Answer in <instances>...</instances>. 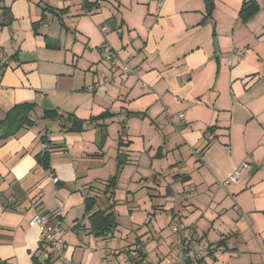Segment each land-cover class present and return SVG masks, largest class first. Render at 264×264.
Instances as JSON below:
<instances>
[{
    "label": "crops",
    "instance_id": "crops-1",
    "mask_svg": "<svg viewBox=\"0 0 264 264\" xmlns=\"http://www.w3.org/2000/svg\"><path fill=\"white\" fill-rule=\"evenodd\" d=\"M244 1L0 0V120L17 103L36 105L34 126L0 140V264H33L35 257L61 264L30 224L39 211L65 228L71 264H124L134 250L146 256L142 264L164 262L176 250V235L159 230L158 213L194 239L223 240L217 255L193 264H264V0L247 23L239 14ZM105 42L140 73L117 71L114 83H104L111 72ZM239 47L244 58L228 64ZM3 56L9 65L2 66ZM52 109L82 119L115 113L104 121L111 134L105 141L94 124L66 131L60 118L43 117ZM123 125L129 143L119 150L114 132ZM111 148L138 167L132 156L139 152L149 154L151 168L181 151L195 162L190 172H177L185 162L180 155L164 165L168 175L161 167L135 172L125 199L115 196V209L132 202L123 210L128 222L97 236L84 201L90 186L99 187ZM45 149L52 152L49 169L36 158ZM245 162V179L219 185ZM152 183L162 191L157 205ZM135 196L149 197L146 214ZM101 197L95 211L108 206Z\"/></svg>",
    "mask_w": 264,
    "mask_h": 264
},
{
    "label": "trees",
    "instance_id": "trees-1",
    "mask_svg": "<svg viewBox=\"0 0 264 264\" xmlns=\"http://www.w3.org/2000/svg\"><path fill=\"white\" fill-rule=\"evenodd\" d=\"M261 5L257 0H245L242 4V7L240 9V17L243 21V23L249 22L255 15H257L261 11ZM50 9V8H49ZM53 13L60 14V10L52 9ZM113 51L118 54L114 49ZM101 52L103 55V59L106 60L104 51L101 47ZM119 55V54H118ZM120 56V55H119ZM121 57V56H120ZM122 58V57H121ZM122 59H128V58H122ZM107 61V60H106ZM108 62V61H107ZM109 63V62H108ZM131 63V62H130ZM132 64V63H131ZM110 65L111 72H119L120 70L117 68H114ZM133 65V64H132ZM109 73V74H110ZM120 75H122L120 73ZM126 76V75H124ZM130 76V75H127ZM115 81V78H114ZM113 81V83H114ZM35 103L32 102H22L15 104L6 114V116L0 120V140H5L10 137L15 136L20 130L28 127H32L35 125V119H33L31 113L35 109ZM132 113L129 112V115ZM138 114V113H137ZM115 113H112L110 111H105L102 114L98 116H93L89 120H85L82 118H79L75 116L72 113H65V112H59V110L52 109L47 110L44 113V118H60L63 121V129H66V131H72V132H82L86 129L87 124L92 123L93 121L99 120V119H105L114 116ZM143 115V114H142ZM123 127H125L123 125ZM214 127H211L210 129H214ZM124 134H125V128H124ZM104 135V134H103ZM123 134L120 135V141H119V150L124 145H128L129 142L125 143L123 142ZM41 140L43 142L47 143V140L45 137H41ZM103 141V140H102ZM102 144V143H101ZM36 158L38 159L39 163L46 168L49 169L51 167V158H52V152L49 149L42 150L38 154H36ZM118 158V167H117V173L110 177L107 181V184L105 186L104 192L98 191V188L95 186H90L89 193L85 197V215H89L90 221H91V231L96 234L97 236H103L112 233L119 227V221H118V214L116 212V200H115V190L118 186V174L121 169V167L126 164L128 159V154L126 152H120L117 156ZM106 197L108 200V206L105 208H98V210L95 211L96 207H99L100 203V197L103 196ZM102 199V197H101ZM49 213V212H47ZM51 215V214H50ZM52 216V215H51ZM54 217V216H52ZM56 219V218H55ZM184 231V229H183ZM41 233V232H40ZM191 234V233H190ZM194 240V235L191 236ZM192 240V242H194ZM200 241V240H197ZM207 242V241H206ZM211 246L221 249V246L223 245V240L218 243H210ZM41 246H47L41 244ZM49 247V246H48ZM132 255L130 257V260H127L134 264H142L145 261V255L142 252H137V250H134L132 252ZM49 256L53 259L57 260L51 253L49 249ZM59 261V260H57ZM201 260H199L200 262ZM60 262V261H59ZM198 262V261H197ZM196 262V263H197ZM61 263V262H60ZM33 264H51L50 259H48L46 262H42L39 257H35V261ZM187 264H193L192 261H188Z\"/></svg>",
    "mask_w": 264,
    "mask_h": 264
},
{
    "label": "built area",
    "instance_id": "built-area-1",
    "mask_svg": "<svg viewBox=\"0 0 264 264\" xmlns=\"http://www.w3.org/2000/svg\"><path fill=\"white\" fill-rule=\"evenodd\" d=\"M159 1V6L162 4V0ZM106 32V30H104ZM102 49L105 54L106 60L111 64L112 67L120 70L122 75H135L140 73V65H132L131 57L128 59H122L117 53L113 51V48L107 43H103ZM245 48H236L231 55L228 57V64L232 65L234 58H244ZM9 65V59L7 56L2 57V66ZM2 75L0 74V80ZM115 74L112 72L103 78L104 83H113ZM95 86L90 85L89 89L94 90ZM183 117V114H180ZM250 166L248 163H243L239 166L236 171L228 176L225 180L220 181V186L225 187L229 184L239 183L242 175L249 170ZM31 225L38 226L41 232V244L49 246L50 253L61 262V264H71V259L65 252V234L66 230L61 225L59 220L57 221L49 213L44 211L37 212L30 220ZM174 232L178 233V238L175 240V252L169 257L168 260L162 264H186L189 260L197 262L203 258L204 255H217L219 249L211 246L206 241H194L192 234L184 230L179 221H175L172 224ZM192 240L194 242H192ZM125 264H134L127 261Z\"/></svg>",
    "mask_w": 264,
    "mask_h": 264
},
{
    "label": "rangeland",
    "instance_id": "rangeland-1",
    "mask_svg": "<svg viewBox=\"0 0 264 264\" xmlns=\"http://www.w3.org/2000/svg\"><path fill=\"white\" fill-rule=\"evenodd\" d=\"M90 118L85 119V120H89ZM109 118H112V117H109ZM107 119L108 118L99 119V120L93 121L92 123L87 124L86 129H88L89 127L93 126L92 124H94V126L95 125L96 126H102V129L105 131V132H103V134H104V140L106 141L107 138H109V136L111 134L110 133V130L108 129L109 128L108 125L104 123V121L107 120ZM100 121H103V123H99ZM124 128L125 127H121V130L119 131L118 134H117L116 131L114 132V139H115V142L116 143H117V141L119 142L121 133L123 134V136H125V134L123 132V129ZM105 141L102 143L101 146H104ZM118 146H119V144H118ZM140 153L141 152H139V154H137L136 156H132L135 160H137V161H139L141 163V165L139 167H138V163L136 161H134L133 163L124 164V166L121 167V169L119 171V174H118V189H117V192H115V196H116V198L118 200L120 199V201L123 200V199H125V195H126V193L128 192L129 189H133V188H131L129 186L128 183L131 182L132 180L133 181L135 180V178H136V176L134 177L135 172H137L138 174L144 173L143 172V169H146V171L147 170H150L151 172H154L155 169H158V168L161 167L163 169L164 174H167L168 175V172L169 171H167L168 169L166 170V168L164 167V165H167V163L171 164V163L176 162L177 161L176 158H178L180 155H182V159H184L185 162H184V165L178 166L176 168V171L177 172L178 171L179 172H183V171H189L190 172L192 170V168H193V162H195V156H192L191 152H184V151L182 152L181 151L178 154H175V156L172 153H170L168 159H164V158L162 159L161 158V160H156L154 162V164L152 165V168H151V157L149 156V154L146 153V152H144L143 155H142V157H141L140 155L142 153L141 154ZM154 153H156V152H154ZM118 154H119V152H117V149L116 148H111V150L109 151V156H110L109 157V164L104 168V170L102 172H100L101 173L102 180H98L97 181L98 182V186H99L97 188H98V191H100L102 193L105 190V189L104 190L102 189L103 188V183H104V188H105L108 179L117 173V167H118V158H117V156H118ZM144 157H146V159H144ZM167 161H169V162H167ZM168 168H169V166H168ZM250 170H251V166H250L249 170L247 172H245V173L246 174L249 173ZM245 173L242 176V178L240 179V181L242 179H245V176H247ZM159 178H160L159 176L158 177H155L156 181L159 184H160V182L163 183V184H161L162 186H166L167 185V180L166 181L163 180V182H162L160 180H157ZM167 178L169 179V177H167ZM151 185L152 186L154 185V187H155L154 190L153 189L151 190V193H153V196L155 195L154 200H151V201H153L152 202L153 204L157 205L156 203H158V201H155V199L156 198H159L160 191L161 190L160 191L157 190V188H156L157 183L156 184L152 183ZM210 190H214L215 191V190H217V188L216 187L215 188L213 187ZM164 191H165V187H164ZM116 193H117V195H116ZM207 193H209V192H207ZM207 193H202L201 194V197L203 198L204 196H206ZM148 198L147 199L144 198V199L140 200V199H138V197H136L135 204L138 205V209L137 210H139L141 208L142 212H145V214H146V211H145L144 208H150L151 207L150 204H149V202H148ZM131 203L132 202H129V201L128 202L123 201V203L121 202V204L118 205L117 208H116V212L118 214V221L121 222V224H126L128 222V217L126 216V214H124L123 210H124V208H126L127 204L131 205ZM203 203H205V202H203ZM131 207H133V206H131ZM155 207H157V206H155ZM44 212L47 213L46 211H44ZM158 214L160 216L158 217V220H157V223L156 224L159 225V230L163 231L164 233H168L169 234L173 230L172 229V223H174V222H172L170 224V218L168 217L167 214H165V215H162V213L161 214L158 213ZM174 233H175L174 235H176V237L174 239V244H175V240L178 238V233H176V232H174ZM173 253H170V256ZM169 257L166 260H168ZM166 260H164V262ZM162 263H158V264H162Z\"/></svg>",
    "mask_w": 264,
    "mask_h": 264
},
{
    "label": "water",
    "instance_id": "water-1",
    "mask_svg": "<svg viewBox=\"0 0 264 264\" xmlns=\"http://www.w3.org/2000/svg\"><path fill=\"white\" fill-rule=\"evenodd\" d=\"M207 5H208L209 12H210L211 11V1H208Z\"/></svg>",
    "mask_w": 264,
    "mask_h": 264
}]
</instances>
